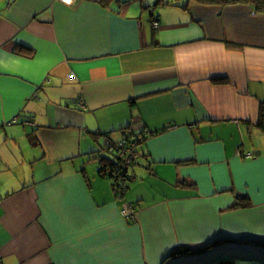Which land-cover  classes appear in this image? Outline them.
<instances>
[{
  "label": "crops",
  "instance_id": "crops-1",
  "mask_svg": "<svg viewBox=\"0 0 264 264\" xmlns=\"http://www.w3.org/2000/svg\"><path fill=\"white\" fill-rule=\"evenodd\" d=\"M142 134L117 195L106 139ZM261 251L264 12L0 0V264H264Z\"/></svg>",
  "mask_w": 264,
  "mask_h": 264
},
{
  "label": "built area",
  "instance_id": "built-area-1",
  "mask_svg": "<svg viewBox=\"0 0 264 264\" xmlns=\"http://www.w3.org/2000/svg\"><path fill=\"white\" fill-rule=\"evenodd\" d=\"M61 3L66 5H71L74 0H59ZM25 123V122H24ZM27 124V123H26ZM145 138V135H138L131 139H122L118 142H111L108 138L106 139L107 146L114 151H116L117 156V164L115 166H100L102 168V173H107L113 176L114 181L118 184L119 195H122L125 189L127 188L126 180L129 178L128 169L137 162L138 152L136 151V147L138 143ZM250 155V154H249ZM129 214L126 210H123L122 213L126 217H134V208L130 206Z\"/></svg>",
  "mask_w": 264,
  "mask_h": 264
},
{
  "label": "trees",
  "instance_id": "trees-1",
  "mask_svg": "<svg viewBox=\"0 0 264 264\" xmlns=\"http://www.w3.org/2000/svg\"><path fill=\"white\" fill-rule=\"evenodd\" d=\"M100 3L102 5H106L108 4V2L110 0H99ZM117 2H120L121 0H115ZM195 2H197L198 4H203V5H219V6H227L229 4H236V3H245V4H249L252 8L254 12H264V0H194ZM115 164H117V162L115 161ZM99 170L101 172L102 168L99 167ZM103 175V174H102ZM114 182V190L116 192L117 195L120 194V190L118 188V184ZM237 202L234 203L232 206H236ZM190 249L186 248V247H180V248H176L172 254H178V253H187L189 252ZM221 264H234L233 261H225L224 263Z\"/></svg>",
  "mask_w": 264,
  "mask_h": 264
},
{
  "label": "rangeland",
  "instance_id": "rangeland-1",
  "mask_svg": "<svg viewBox=\"0 0 264 264\" xmlns=\"http://www.w3.org/2000/svg\"><path fill=\"white\" fill-rule=\"evenodd\" d=\"M127 211V210H126ZM127 213L129 214V211H127ZM122 215L125 217V218H128V217H126L123 213H122ZM251 255H256V253L255 254H253V253H250ZM234 255V254H233ZM235 256V255H234ZM264 256V251H261V255L259 256L260 258L261 257H263ZM260 261H262L263 260V258H261V259H259Z\"/></svg>",
  "mask_w": 264,
  "mask_h": 264
}]
</instances>
